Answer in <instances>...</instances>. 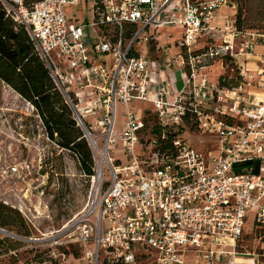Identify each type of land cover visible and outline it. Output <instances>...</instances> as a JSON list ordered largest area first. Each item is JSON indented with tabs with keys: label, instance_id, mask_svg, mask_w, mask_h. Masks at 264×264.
Instances as JSON below:
<instances>
[{
	"label": "built area",
	"instance_id": "2783aa9c",
	"mask_svg": "<svg viewBox=\"0 0 264 264\" xmlns=\"http://www.w3.org/2000/svg\"><path fill=\"white\" fill-rule=\"evenodd\" d=\"M0 1L28 29L74 118L90 131L91 203L70 226L38 239L50 242L51 264H66L58 247L70 242L82 248L73 256L79 264H262L264 97L243 93L254 77L246 58L257 44L264 55V30L238 29L227 18L221 42L199 46L217 29V11L237 9L236 1L91 0L92 22L68 17L67 6L84 0ZM169 26L181 28L183 37L177 54L161 62L147 49L162 52L160 28ZM226 59L239 69L238 86L214 85L205 71ZM175 63L184 74L176 91ZM134 100L153 104L159 135L146 130ZM119 104L121 129L115 127ZM91 116L94 131L101 127L97 134L85 122ZM186 117L216 138L217 154L197 149L181 133L168 139ZM249 213L254 232L262 228L253 250L243 244Z\"/></svg>",
	"mask_w": 264,
	"mask_h": 264
},
{
	"label": "rangeland",
	"instance_id": "374dc122",
	"mask_svg": "<svg viewBox=\"0 0 264 264\" xmlns=\"http://www.w3.org/2000/svg\"><path fill=\"white\" fill-rule=\"evenodd\" d=\"M239 7L243 9L244 26H254L260 31L264 29V0H239ZM67 12L74 22L94 20L91 0H84L81 6H67ZM160 35L164 59L175 56L179 49L176 41L182 39L183 30L172 26L163 27L160 28ZM224 67L225 73L239 74L234 63H226ZM131 106L136 111L154 107L152 103L140 100H134ZM152 115L147 117L149 125L156 120ZM92 119L93 116L85 122L97 134L101 127L97 125L94 131L92 126H95V120ZM123 123L124 107L119 104L115 127L121 129ZM180 129L183 137L197 149L205 153H218L216 138L199 130L194 123L185 122ZM116 155L124 158L120 152ZM13 167H17V171ZM93 191L91 178L82 172L77 157L46 135L34 106L0 79V201L17 210L24 221L22 229L18 225L0 227V240L8 236L14 242H19L15 252L9 250L8 243H0L1 263L51 264L50 242L38 239L48 238L51 231L64 225L70 226L84 214L91 203ZM254 223L253 214L249 213L243 244L251 250L259 246ZM13 234L21 238L13 239ZM69 244L71 250L78 248L76 242ZM58 251L66 264H79L80 257L75 259L71 252H65L60 246Z\"/></svg>",
	"mask_w": 264,
	"mask_h": 264
},
{
	"label": "trees",
	"instance_id": "16d2710c",
	"mask_svg": "<svg viewBox=\"0 0 264 264\" xmlns=\"http://www.w3.org/2000/svg\"><path fill=\"white\" fill-rule=\"evenodd\" d=\"M33 1L34 0H27V3L31 5ZM234 1L237 3L235 14L237 28L261 32L260 29L254 26H244L242 24L244 19L243 9L242 7L238 8L239 0ZM226 63L229 64L232 62L226 59ZM0 79L10 85L17 93L34 106L46 135L59 146L68 149L77 157L81 170L85 175H93L95 173L93 151L83 129L74 118L71 108L65 102L45 62L35 50V45L28 29L7 16L1 1ZM242 82L243 80L240 81L239 74L224 73L218 79L217 84L220 87H232L238 86ZM140 112L142 113L143 119L146 121V130H149L151 135H159L161 130L158 126L159 117L155 109L150 108L146 111L142 109ZM151 114L156 117V120L152 125H149L147 117L151 116ZM185 120L191 123L195 119L186 117ZM182 126L183 125L177 128H171L168 139L172 141L176 135L180 134V128ZM15 225L20 226L21 229L23 228L24 221L21 214L14 208L0 201V227L4 228ZM260 231H262V228L259 226L256 227V235ZM26 235H28V233H26ZM0 243H8L10 246L9 250L16 251L15 248L19 242L18 240L14 242L12 238L5 236L1 238ZM62 248H64L67 253L71 252L73 256H77L82 252L80 246L71 250V244H66Z\"/></svg>",
	"mask_w": 264,
	"mask_h": 264
},
{
	"label": "crops",
	"instance_id": "0c3cea01",
	"mask_svg": "<svg viewBox=\"0 0 264 264\" xmlns=\"http://www.w3.org/2000/svg\"><path fill=\"white\" fill-rule=\"evenodd\" d=\"M236 10L237 9L234 7L222 6L217 11V15L214 21V26L217 27V29L214 31L211 37L202 38L199 46H204L210 42L212 43L221 42L224 33L223 28L225 25V20L227 18H233V16H235ZM176 44L179 47V49L177 50L178 52L180 50L179 40L176 41ZM147 53L150 56L159 59L161 62L165 61L164 54L162 52L156 51L154 48L147 49ZM245 66L250 73L254 74V77L251 79L250 85L246 86V89L243 94L248 97L249 96L248 94L250 93L251 96L257 95L258 97L263 98L264 97V55L261 44H257L254 52L247 56ZM224 69L225 67L223 66L220 60H214L213 62H211V64L205 71L209 74L210 81L214 85H216L218 83V79L220 78V76L225 73ZM171 76L174 78V90L176 91L184 83L183 71L180 69V66L177 63L174 64L173 69L171 70ZM252 164L254 168L258 170L260 166V161L256 160L252 162Z\"/></svg>",
	"mask_w": 264,
	"mask_h": 264
},
{
	"label": "water",
	"instance_id": "95a60500",
	"mask_svg": "<svg viewBox=\"0 0 264 264\" xmlns=\"http://www.w3.org/2000/svg\"><path fill=\"white\" fill-rule=\"evenodd\" d=\"M79 126H81V128L83 129L84 133H85V136H89L90 137V131L88 130L87 126L82 123V125L78 124ZM9 234H12V233H9Z\"/></svg>",
	"mask_w": 264,
	"mask_h": 264
},
{
	"label": "bare ground",
	"instance_id": "6f19581e",
	"mask_svg": "<svg viewBox=\"0 0 264 264\" xmlns=\"http://www.w3.org/2000/svg\"><path fill=\"white\" fill-rule=\"evenodd\" d=\"M95 180H97V178Z\"/></svg>",
	"mask_w": 264,
	"mask_h": 264
}]
</instances>
